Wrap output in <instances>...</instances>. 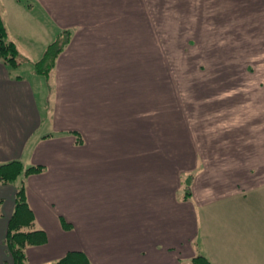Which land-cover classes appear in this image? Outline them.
<instances>
[{
  "label": "crops",
  "instance_id": "crops-1",
  "mask_svg": "<svg viewBox=\"0 0 264 264\" xmlns=\"http://www.w3.org/2000/svg\"><path fill=\"white\" fill-rule=\"evenodd\" d=\"M258 1L259 6H264V0ZM0 3L5 7L8 24L17 27L19 33L22 30L23 37L30 41L43 38L46 47L56 39L59 28L83 34L81 40L71 39V50L62 52L56 63L59 108L51 115L60 127L55 135L35 138L41 111L33 85L26 78H16L19 70L11 71L0 61V163L13 159L24 162L34 138L29 149L35 150L36 159L45 163L43 158L51 157L45 173L24 181L27 200L36 216L34 228L48 234L45 244L27 248L28 263L52 264L69 251L78 250L86 253L93 264H192L199 255L212 264H264V154L260 157V153H251L262 147L255 144L258 141L252 142V136L243 132L235 142L229 141L221 155L202 158L199 169L205 168L198 173L193 189L186 190L185 175L157 157L160 148L153 139L149 142L155 150L135 156L134 172L124 177L122 159H109L98 150L104 146L100 135L105 133V127L117 128L116 121L109 126L106 122L118 107H99V101L109 102L118 91L116 86H121L122 77H117V71L110 80L115 87L110 89L111 97H106V92L102 99L91 97L86 103L95 104L82 107L79 115L78 109L69 104L76 100V87L88 85L90 74L81 75L87 62L100 66L99 55L109 51L110 59L116 61L113 53L117 50L106 45V33H150L144 30L149 22L153 24L148 12L146 25L140 31L145 17L140 14L139 0ZM225 5L235 7L230 1ZM261 21L264 23V16ZM119 59L121 63L123 59ZM27 75L34 80L42 78ZM99 87L96 90L101 93ZM80 92L83 99L91 90L89 87ZM132 126L137 144L139 128ZM144 156L150 163L147 167L141 165ZM74 163L78 166H74L73 175L81 171L89 179L90 168L99 170L98 191L91 193L92 197L90 192L83 197L74 186L79 178L74 175L73 180L67 174ZM18 187L16 183L0 185V264L8 260L5 238ZM86 188L90 189L89 183ZM96 203L97 211L93 208ZM93 216L98 219L94 235Z\"/></svg>",
  "mask_w": 264,
  "mask_h": 264
},
{
  "label": "rangeland",
  "instance_id": "rangeland-1",
  "mask_svg": "<svg viewBox=\"0 0 264 264\" xmlns=\"http://www.w3.org/2000/svg\"><path fill=\"white\" fill-rule=\"evenodd\" d=\"M225 1H230L235 7L225 5ZM246 1L249 5L244 6L243 2ZM139 5L140 14L145 17V21L140 23V31L146 25L148 12L153 24L149 22L144 30L150 33H106V45L121 52L113 53L116 61L110 59L111 51L105 56L97 55L100 66L92 65L94 61L87 62L81 68V75L84 72L90 74L88 85L79 84L80 88L76 87L73 93L76 100L69 102L78 109V114L82 107L95 104L86 103L91 97L102 99L105 92L106 97H111L108 95L110 89L115 90L110 84L112 75L117 71L119 78L121 74V86H116L117 93L109 102L99 101L100 108L118 107L116 113H109L111 116L106 122L109 126L116 121V131L105 127V133L100 135L104 146L98 150L102 156L107 155L115 161L122 159L124 171L121 175L124 177L134 172L135 156L155 150L149 142L153 139L161 149L157 157L165 160L168 167L181 170L180 174L185 175L186 190L193 189L194 180L205 168L199 169L201 159L221 155L229 141L235 142L239 135L246 133L252 136V142L258 141L255 144L262 147L252 149L251 153H260L262 157L264 23L261 18L264 16V6H259L258 0H139ZM0 7L4 18L5 7L3 4ZM4 21L9 30V39L20 44L19 59L22 61L19 67L8 68L11 71L18 69L20 75L15 77L21 76L32 83L38 110L41 111L35 138L49 133L55 135L60 127L51 115L59 108L56 101L59 89L57 65L49 76L35 73L33 65L43 56L45 41L43 38L30 41L23 37L22 30L19 33L17 27L8 24L5 18ZM37 24L43 28L46 26V23ZM61 31L59 28L56 33ZM70 31L71 39H82V33H76L75 29ZM98 39L96 42H100ZM70 44L63 53L71 50ZM118 56L123 59L122 64L118 62ZM0 61L3 60L0 58ZM27 74L42 78L34 80L35 77L31 79ZM97 85H100L101 93L96 90ZM89 87V96L81 99L80 90ZM72 109L69 107V110ZM131 124L139 128L137 144L135 132L130 130ZM147 133L150 137L148 140ZM29 148L24 161L26 166L45 164L46 168L40 172L45 173L51 157H44L46 161L42 163V160L36 159L35 150ZM114 159H111L112 163H117ZM146 159L148 157L140 160L145 167L150 165ZM74 166L78 164L71 165L67 174L73 180L74 175L79 178L74 181V186L83 197L88 192L92 197L91 193L98 191L99 170L90 168L91 177L88 179V175L81 171L73 175ZM114 167L111 165L112 171ZM29 176L23 174L15 183L21 186ZM87 183L90 189L86 188ZM93 208L97 211V203ZM97 225L98 219L93 216V235Z\"/></svg>",
  "mask_w": 264,
  "mask_h": 264
},
{
  "label": "trees",
  "instance_id": "trees-1",
  "mask_svg": "<svg viewBox=\"0 0 264 264\" xmlns=\"http://www.w3.org/2000/svg\"><path fill=\"white\" fill-rule=\"evenodd\" d=\"M1 8V7H0ZM0 9V58L6 66L14 68L22 64L20 49L15 41L9 39V30ZM71 31H61L57 38L45 49L43 56L34 63V72L38 75L49 76L55 68L59 56L71 41ZM45 165L37 164L26 166L21 159H13L0 163V185L14 184L20 176L43 172ZM0 200V216L1 214ZM36 216L27 200L24 182L18 187L15 194V208L9 220L5 238L8 260L5 264H28L27 248L45 244L48 234L45 230L35 229ZM52 264H93L83 251H69L62 259ZM192 264H212L205 256H196Z\"/></svg>",
  "mask_w": 264,
  "mask_h": 264
}]
</instances>
